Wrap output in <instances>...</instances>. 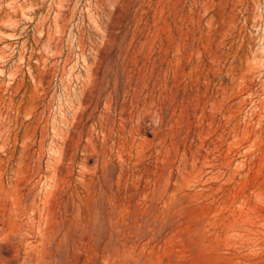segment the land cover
I'll return each instance as SVG.
<instances>
[{"label":"rangeland","instance_id":"374dc122","mask_svg":"<svg viewBox=\"0 0 264 264\" xmlns=\"http://www.w3.org/2000/svg\"><path fill=\"white\" fill-rule=\"evenodd\" d=\"M0 264H264V0H0Z\"/></svg>","mask_w":264,"mask_h":264},{"label":"bare ground","instance_id":"6f19581e","mask_svg":"<svg viewBox=\"0 0 264 264\" xmlns=\"http://www.w3.org/2000/svg\"><path fill=\"white\" fill-rule=\"evenodd\" d=\"M143 105V104H142ZM141 111V110H140ZM133 128V127H132Z\"/></svg>","mask_w":264,"mask_h":264}]
</instances>
